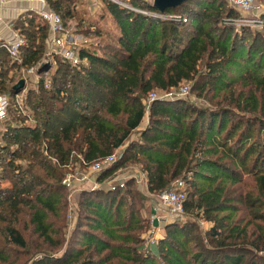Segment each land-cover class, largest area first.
I'll list each match as a JSON object with an SVG mask.
<instances>
[{
	"label": "trees",
	"instance_id": "1",
	"mask_svg": "<svg viewBox=\"0 0 264 264\" xmlns=\"http://www.w3.org/2000/svg\"><path fill=\"white\" fill-rule=\"evenodd\" d=\"M96 1L87 15L86 0H45L63 26L73 21L90 40L78 50L85 64L55 57L20 107L11 89L18 78L7 72L38 64L46 23L33 13L17 23L19 62L0 48V94L9 97L0 120V264H264V24L223 23L235 18L225 0H184L162 13L127 0L147 14ZM183 82L204 105L162 97L146 104L149 92ZM113 154L97 181L130 164L144 174L147 194L175 179L185 185L186 219L163 224L149 248L140 216L149 196L132 178L123 189L81 190L65 239L63 176Z\"/></svg>",
	"mask_w": 264,
	"mask_h": 264
},
{
	"label": "built area",
	"instance_id": "2",
	"mask_svg": "<svg viewBox=\"0 0 264 264\" xmlns=\"http://www.w3.org/2000/svg\"><path fill=\"white\" fill-rule=\"evenodd\" d=\"M39 3V7L36 11L37 15L43 20L48 28V37L46 40V48L44 52V56L46 58L54 59L55 57L64 60L72 66H78L85 64V59L80 58L78 55V50L80 47L84 46L87 43L86 38L82 35L68 31L64 28L60 16L55 13L51 8H49L45 2V0H36ZM121 5L122 7L128 8L130 10H134L139 13H145L141 10H136L133 7H130L124 3H119L116 0H112ZM227 5L232 9L239 11L241 13H247L257 9L255 0H225ZM260 10L257 14L260 15ZM262 13V12H261ZM153 15L163 16L159 13H152ZM171 15H167L169 17ZM225 24H236L238 21L235 18H223ZM262 19L254 15L252 19H250L249 23L254 25L246 24L247 26L252 28H261ZM239 23V22H237ZM260 26V27H258ZM24 39L22 36L15 33L10 39L2 38L0 36V48L4 49L7 53L8 57L16 62H19V48L23 45ZM47 62L49 61L46 59ZM37 69L36 65L29 66L24 68L25 73L27 75L34 74ZM22 89L19 93L14 95V100L20 107L23 99ZM177 96L183 97L184 99L189 97V86L186 84H181L177 88ZM159 97L162 98H170V95L164 94L156 95L155 91H151L146 96V104L148 105L154 99ZM9 106V97L6 94H0V120L4 119L6 116L7 108ZM115 160L114 154L108 157H105L101 160L93 162L88 165L81 171H68L63 176L61 183L69 188L68 198L71 196L73 191L79 193L83 189L95 190L99 188H109L113 189L116 186L118 188L124 187L123 180L132 178L133 180L139 181L144 180V174L139 172L136 169H132L128 172H121L119 174L114 173L110 177L105 178L101 182L97 181V177L101 171H103L106 167H108ZM153 198L151 204V212L149 213L148 218V228L146 232L142 235L144 238V247L149 248L151 245L155 244L157 241V237L153 232L152 224L153 221H165L170 220L176 216L181 215L183 212V200L185 197V187L184 183L181 179L173 180L169 186L161 190L160 192L152 195L148 194ZM150 226V227H149Z\"/></svg>",
	"mask_w": 264,
	"mask_h": 264
},
{
	"label": "rangeland",
	"instance_id": "3",
	"mask_svg": "<svg viewBox=\"0 0 264 264\" xmlns=\"http://www.w3.org/2000/svg\"><path fill=\"white\" fill-rule=\"evenodd\" d=\"M86 1H87V3H84L83 2L80 5V8H83V11L86 12L87 15H89V14L91 15V14H93V12L96 9L95 7H93V4L95 3L96 0H86ZM116 1L119 2V3H124V4L128 5L127 0H116ZM144 1H148V2L151 3V0H144ZM255 3H256L257 9L252 10L251 11L252 13H250V12L241 13V12L235 10V16L234 17H235V19L238 20L237 22H239V23L236 22V24H239V25H235V24H230V25L235 26V27L247 26L246 24L254 25L252 23H249L250 19H252V17L254 15H257V17L261 18L262 13L264 12V4L261 3V2H259L258 0H255ZM133 8L136 9V10H141V11L145 12L143 14H147L149 12L148 10L143 9V8H137V7H133ZM259 10L262 12V13L260 12V15L257 14V12ZM132 11H134V10H132ZM65 21L66 20H64V22ZM223 22H224V20H223ZM105 23H106V25H108L111 28H113V24L111 23V21L109 19H106L105 20ZM244 23H246V24H244ZM65 24H66V26H64V28L66 30L71 31V32H75L74 29H73V26H74V22L73 21H66ZM263 24L264 23L262 22V25ZM247 27H249V26H247ZM258 27H260V26H258ZM249 28H251V29H259V28H252V26L249 27ZM46 59L49 60L48 62L51 64V67L49 68V70L46 73L43 72L42 74H40V77L45 78V79H48L49 78V75L52 72L53 67H54V59L46 58L44 56V54H42L41 58L37 62L38 64H36V66H37V68L40 67V66H42L44 63L47 62ZM7 75H9V76L14 75V78L23 79V81H24V87H23L24 89L23 90H26L27 88L33 87L34 84L36 83V81L39 79V75H35V74H29V75H27L25 73L24 67H21V68H18V67L16 68L15 67V69L14 68H11L7 72ZM183 83H185L186 85H188L189 88H190V82H183ZM177 88L178 87L172 88V89H170V90H168L166 92H158V91H155V93H156V95H161V96H163L164 94H168V95H170V98L171 99H174V98L183 99V97H180V96H177L176 95L177 94ZM184 100H188L189 102H196L198 105H204L202 101H199V102L196 101L197 98L195 97L194 93L191 92L190 90H189V97L185 98ZM12 109L13 108H11L10 110H12ZM1 129H2V125L0 123V131H1ZM120 151L121 150L118 149L117 151H115V154L118 155L120 153ZM132 169L138 170L137 167H135L133 165H130V164H127V165L119 168V170H117L115 173L116 174H119L121 172H125L126 173L128 171H131ZM75 171H81V170L80 169H76ZM244 180L247 181V184L252 185V182H250L251 181L250 180V177H246V178L244 177ZM184 187H185V185H184ZM248 187H250V186H248ZM65 188H66V193H67L66 196L68 198L69 188L68 187H65ZM240 188H243V187H240ZM121 189H123V187ZM136 189H138V188L136 187ZM245 189H247V188H245ZM138 191H140V190L138 189ZM78 195L79 194L77 192L73 191L71 193V196L69 197V199H67V213H68V215H67V223H66V226L64 228L65 239L68 238V236L70 234V231H71V229L73 227V224H74L75 209H76L75 208V203H76V200L78 198ZM151 202H154V201H153V198L151 196H149L148 201L144 203V206L140 210V216L143 217V218H146L147 221H148V218H149V210H150ZM185 219L186 218H185L184 212H182L181 215L176 216L174 218H171L166 223L173 222V221H175L176 223H182ZM204 227L205 226L202 225V226H200V229L202 230ZM145 232H146V230L142 232V235ZM161 235H163V234H161ZM24 236L27 237V235H25V234H24ZM26 239H28V241H31L29 238H26ZM262 255L264 256V252H262Z\"/></svg>",
	"mask_w": 264,
	"mask_h": 264
},
{
	"label": "crops",
	"instance_id": "4",
	"mask_svg": "<svg viewBox=\"0 0 264 264\" xmlns=\"http://www.w3.org/2000/svg\"><path fill=\"white\" fill-rule=\"evenodd\" d=\"M96 6H97V1H95V3L93 4V7L96 8ZM38 7H39V3L36 0H0V36L2 38L10 39L15 33H17V30L15 28L17 23L23 20L25 17H27L29 13H33L37 15L36 11ZM86 40L87 42H90L89 39L86 38ZM96 40L97 39H92L91 42L94 44ZM34 74L37 75L36 72ZM145 123H146V118H144L141 121L139 126L136 128V131L144 127ZM136 131L130 135L128 140L137 138L138 135ZM134 181L136 187L140 190V192L146 195L147 190H146L145 178L144 180L142 179L139 181L136 180ZM150 212H151V207L149 213ZM168 221L169 220L167 221L165 220L163 222L156 220L153 221L151 229H153V232L155 233L157 240L162 236L161 234H163V224H165ZM198 224L200 226L204 225L205 227L203 229L205 228L207 229L209 227L208 223L203 222L201 220H198Z\"/></svg>",
	"mask_w": 264,
	"mask_h": 264
},
{
	"label": "water",
	"instance_id": "5",
	"mask_svg": "<svg viewBox=\"0 0 264 264\" xmlns=\"http://www.w3.org/2000/svg\"><path fill=\"white\" fill-rule=\"evenodd\" d=\"M184 0H151V6L159 13H162L164 9L169 8V7H174ZM50 63L46 62L42 66L38 67L36 69V74L40 72L41 70H46L50 67ZM24 87V81L23 79H18L11 87L13 94L18 93L21 91Z\"/></svg>",
	"mask_w": 264,
	"mask_h": 264
}]
</instances>
